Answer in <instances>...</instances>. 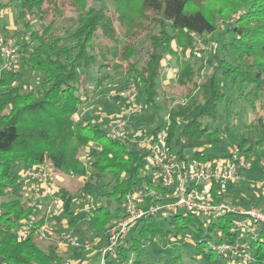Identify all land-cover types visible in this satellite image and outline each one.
Returning a JSON list of instances; mask_svg holds the SVG:
<instances>
[{
	"label": "trees",
	"instance_id": "trees-1",
	"mask_svg": "<svg viewBox=\"0 0 264 264\" xmlns=\"http://www.w3.org/2000/svg\"><path fill=\"white\" fill-rule=\"evenodd\" d=\"M113 1L111 14L105 7H88L86 0H76L77 26L65 42L57 37V25L63 17L58 0H0V21L4 11L19 5L17 20L24 33L16 42L17 54L25 66L23 71L42 77L38 89L23 91L14 84L20 70L0 71V264H54L60 258L57 239L46 248L40 246L39 230L47 222V210L30 225L38 206L25 198L23 176L12 173L15 165L27 166L31 173L48 164L54 172L66 176L83 179L89 175L80 194L105 197L118 205L114 211L106 205L98 206L83 223L98 234H104L109 223L120 218L128 193L152 183L145 173L149 153L128 141L114 140L101 125L78 117L90 94L83 89L87 81L83 72L90 70L98 58V86L108 82L109 69L117 62L137 85L139 98L155 113L161 95L157 80L164 71V61L168 56L175 59L176 87L195 98L174 104L166 100L167 121L158 124L152 134L167 127L169 144L178 148L174 156L185 164L226 158L202 147L212 135L205 119L217 121L219 106L227 97L217 80L220 76L230 81L238 98L250 104L255 113L253 127H248L237 144L239 154L254 158L253 166L264 160V0ZM143 36L148 39V47L146 59L140 63L136 58ZM210 36L217 39L213 41ZM201 41L211 56V73L205 77L198 75L195 64L179 56L182 49L202 54L204 49L198 47ZM199 59L206 61L203 55ZM90 144L94 148L87 154V162L82 152ZM109 176L110 182L105 184ZM105 187L110 190L102 193ZM220 189L218 184L211 187L216 202L225 199ZM58 194L70 220L68 227H76L71 220L73 195L64 187ZM241 218L240 213L209 220L178 212L162 219L147 215L129 231L133 232L131 238L120 241L116 252L107 257V264H141L146 247L156 246L158 239L175 240L187 235L194 237L198 255L208 248V261L226 264L225 256L208 243L240 241L235 224ZM165 221H170V229L162 227ZM24 223L30 231L21 238L18 229ZM255 228V238L242 240L248 244L246 252L252 255L253 263L264 264V225ZM180 262L181 257L175 256L159 264Z\"/></svg>",
	"mask_w": 264,
	"mask_h": 264
},
{
	"label": "rangeland",
	"instance_id": "rangeland-1",
	"mask_svg": "<svg viewBox=\"0 0 264 264\" xmlns=\"http://www.w3.org/2000/svg\"><path fill=\"white\" fill-rule=\"evenodd\" d=\"M62 8L63 17L57 25V37H61L65 42L69 40V35L74 32L77 26V12L75 11L76 6L73 4L76 0H58ZM88 7H105L111 14L114 13V1L113 0H86ZM133 6L136 5V1L132 3ZM19 5L15 4L4 11L1 21H0V35L6 36L12 41L19 42V39L24 33L23 27L17 20V11ZM118 25V22H116ZM33 25H37V22H33ZM40 25L45 26L44 23ZM121 34L124 32L117 26ZM213 38L215 41L217 38L215 36H210L209 39ZM148 47V39L143 36V39L139 41V54L136 59L138 62L142 63L146 59V51ZM199 49H204V52H192L188 49H182L179 51V56L183 60H187L195 64V70L200 77H205L207 74L211 73V68L208 65V61L211 60L209 55V48L203 45L201 41L198 44ZM200 51V50H199ZM231 60L232 54L226 53ZM203 55V59L206 61H200L199 57ZM101 58L92 68L88 71L83 72L87 81L83 89L88 91L89 97L86 98L83 107L80 109V114H78L79 119L83 121H88L91 123H96L101 125L109 133L112 131L116 123L123 117H127L129 121L128 130L130 132L128 143L130 145H138L141 136L151 135L153 129L156 128L161 122L167 121V112L164 103L166 100L168 104H174L176 102H192L195 97L191 98L189 95L185 94L187 90H182L176 87V79L178 67L175 59L168 56L164 61V71L161 77L157 80V84L160 88V97L156 100L159 106L158 111L155 113L152 108L146 105L144 99L139 98V90L137 88L138 98L137 104H139L142 109L140 111H135L124 99L119 97V93L126 89V87L132 82L133 79L130 75L126 74L123 69L119 67V64L115 62L113 66L109 69L110 79L108 82L102 86H98V79L101 74L98 72V66L100 64ZM15 68L19 71L20 75L16 78L14 84L18 85L20 89L26 91L30 88H39L42 82V77L35 73H30L23 71L25 66L19 56L14 57ZM141 65H139L140 67ZM1 68V65H0ZM218 84L222 88L225 94H227L226 100L219 106V115L217 121L206 120L205 123L209 125L211 136L207 137L203 142L202 149L206 152L220 153L222 157L220 161L228 160L229 155L232 154L235 149H237V144L241 136L247 131L248 127H253L255 120V113L250 104L246 103L244 100L238 98L237 93L232 89L231 82L220 77L217 80ZM177 88V89H176ZM182 94V95H181ZM165 100V101H164ZM257 108H259L258 101L256 102ZM81 121V122H83ZM216 131V132H215ZM139 146V145H138ZM94 148L93 144H90L82 152V157L88 162L87 154L90 149ZM143 150V149H142ZM178 148L171 145V152L173 155L176 154ZM191 155V153H189ZM245 158V157H244ZM254 158L247 159L248 167L241 170V179L235 182H231L227 185H220V188L224 189L228 194L225 196L224 201L233 205L236 209L244 211L252 208H261L264 210V177L262 176V171L264 169V160L253 166L252 161ZM263 165V166H262ZM46 169V175L48 177V186L42 182H34L30 180L31 171L27 166H22L17 164L13 167L12 173H19L23 176L24 180V190L25 198L34 204L33 193L37 191L43 196L41 201L37 203V214L33 219L29 221L30 225L34 223L38 217L47 210V226L46 237L40 240V246L42 248L48 247L49 243L57 239V253L60 256L54 264H74L80 261L86 260L87 251H99L106 241V231L112 227V225L119 221L124 215V207L119 219H113L111 223L107 226L105 233L98 234L92 228L86 227L83 223L89 220L92 210L101 205H106L110 210L114 211L117 208L116 201H109L105 197H95L92 196L91 210L85 211L89 203L80 194V189L84 182L89 180V175L83 179L77 178L74 175L66 176L61 173H56L53 171L48 164L43 166ZM145 173L153 181H155V174L153 169L147 168ZM110 176L104 180L107 184L110 182ZM94 181V180H93ZM47 187L51 188V192L46 194ZM64 187L71 192L73 195L72 213L73 220L77 223L76 227L69 228L68 223L70 220L66 219L65 212L62 208V203L59 199V188ZM110 190V187H105L102 189V193ZM45 195V196H44ZM127 196V195H126ZM126 198V197H125ZM125 203V200H124ZM49 207V208H48ZM49 211V213H48ZM169 214H162L157 216V218H164ZM207 220V219H206ZM52 222V226L51 223ZM162 227L164 229H170V221L162 222ZM67 230H71L76 237L79 238L80 246L73 249H65L64 252L59 251V241L61 235ZM133 232H129L127 239L131 238ZM53 235V236H52ZM51 236V238H49ZM104 238V240H103ZM103 243V244H102ZM204 253L198 255L195 248V239L191 235L186 237H181L180 239H158L156 246H147L144 252V259L141 264H159L167 261L171 257L180 256L181 262L179 264H220L218 261H208L207 253L208 248H204ZM248 264H254L248 263Z\"/></svg>",
	"mask_w": 264,
	"mask_h": 264
},
{
	"label": "built area",
	"instance_id": "built-area-1",
	"mask_svg": "<svg viewBox=\"0 0 264 264\" xmlns=\"http://www.w3.org/2000/svg\"><path fill=\"white\" fill-rule=\"evenodd\" d=\"M17 49L16 41L0 35L2 61L0 71H13L14 57L18 56ZM119 97L124 99L136 112L142 109L137 104L138 92L134 83H130L126 89L122 90ZM128 123L127 117H123L116 123L109 135L114 140L126 142L130 136ZM168 125L167 123L166 126ZM168 138L167 127H164L155 134L141 136V140L138 141L139 147L149 153L146 166L153 169L156 176L155 181L152 180L151 185L143 184L127 194L124 203L125 215L106 231V241L98 251L100 256L98 264H107V257L116 252L120 241L128 235L140 218L147 215L159 216L176 212L201 216L207 220L228 213H240L242 218L235 224L240 241L236 244L227 242L218 245L211 242L208 244L219 254L225 256L226 264L252 263L254 261L252 255L246 252L248 244L242 239L247 236L254 238L257 236L255 227L257 224L264 225V210L252 208L241 211L226 201L216 202L211 194L213 184L219 183L224 186L241 179V170L248 167L245 158L239 154L238 149H235L228 160L220 161V159L212 162L195 160L185 164L178 161L172 154ZM30 180L42 182L48 186L46 169L40 166L30 174ZM50 192L51 188L47 187L46 194ZM42 198L43 196L37 191L33 193L35 202L41 201ZM84 198L89 203L85 211L91 210L93 208L92 196L86 195ZM47 230V224L40 228L39 235L42 239L48 238L46 237ZM29 231L30 226L27 223L22 224L18 229L19 237H25ZM58 244L60 249L77 248L80 246V241L71 230H67L61 235Z\"/></svg>",
	"mask_w": 264,
	"mask_h": 264
},
{
	"label": "crops",
	"instance_id": "crops-1",
	"mask_svg": "<svg viewBox=\"0 0 264 264\" xmlns=\"http://www.w3.org/2000/svg\"><path fill=\"white\" fill-rule=\"evenodd\" d=\"M220 192L224 195V196H227V192L224 190V189H220ZM49 208V207H48ZM51 226H52V222L50 223ZM53 236V235H52ZM51 238V236L49 237ZM52 239H56V238H52ZM104 240V238H103ZM103 244V243H102ZM59 251H62L64 252L65 249H60L59 248ZM99 260H100V256L98 254V252L95 250H90L89 252L87 251V254H86V260L84 261H80L81 264H98L99 263ZM74 264H77V263H74Z\"/></svg>",
	"mask_w": 264,
	"mask_h": 264
}]
</instances>
